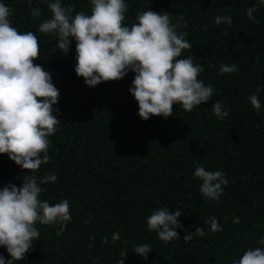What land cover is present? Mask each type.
I'll use <instances>...</instances> for the list:
<instances>
[{"label": "trees", "instance_id": "1", "mask_svg": "<svg viewBox=\"0 0 264 264\" xmlns=\"http://www.w3.org/2000/svg\"><path fill=\"white\" fill-rule=\"evenodd\" d=\"M48 0H32L41 16L30 15L28 0H0L10 9L9 20L20 32L32 31L40 43L34 61L51 74L60 92L54 110L60 123L49 137L50 162L33 173L43 178L54 173V183L40 199L50 204L68 200L71 220L62 235L59 225H40L33 248L16 264H117L127 247L124 264H233L249 248L261 247L264 238V5L248 19L246 9L258 0H126L125 25L136 22L137 12L169 13L178 31L187 33L192 56L205 71L198 79L214 89L211 100L185 112L173 105V116H153L144 121L130 94L135 73L93 88L75 72V40L67 55L58 48L57 37L40 33L39 25L51 18ZM91 14L90 0H61ZM231 16V25L215 24L216 16ZM226 33V34H225ZM259 60V62H257ZM221 64L236 65L238 71L220 74ZM208 65H214L209 68ZM259 87L261 109L255 110L249 96ZM220 101L229 115H213ZM198 166L224 173L228 184L219 202L207 200L194 178ZM30 173L7 155H0V190L9 184L22 186ZM173 214L180 210V239L163 242L150 231L146 218L158 208ZM216 217L222 231L212 233L205 219ZM239 217L240 222L234 223ZM86 221H88L86 223ZM194 226V227H193ZM205 228L203 237L184 242L187 232ZM119 233L120 241H112ZM104 237L107 244H102ZM124 241L127 242L125 245ZM148 244L147 259L132 251ZM0 255L11 259L6 248Z\"/></svg>", "mask_w": 264, "mask_h": 264}, {"label": "clouds", "instance_id": "2", "mask_svg": "<svg viewBox=\"0 0 264 264\" xmlns=\"http://www.w3.org/2000/svg\"><path fill=\"white\" fill-rule=\"evenodd\" d=\"M28 4L30 15L39 19L41 9L32 7V0H28ZM90 5L91 14L81 11L73 16V7L63 6L61 0H48L51 18L38 28L40 33L57 37V46L65 55L70 51L71 41L75 40V72L88 87L119 81L129 72L135 73L129 91L137 101L138 115L144 121L153 116L167 120L173 116V105L176 104L183 111L191 112L195 106L211 100L213 87L198 79L205 71L203 65L194 63L192 56L181 58L184 50L192 47L185 38L187 33L178 31L181 21L185 26L187 24L182 15L173 24L169 13L147 10L137 12L136 22L126 26L129 9L126 0H90ZM260 5H264V0H258L256 6L246 9L248 19L254 23L258 21L253 13ZM10 14V9L0 3V155H7L30 174L23 177L21 187L9 184L0 190V247L6 248L11 257L6 259L0 255V264H16L25 258L33 248V241L39 238L37 223L59 225V236L72 218L68 200L53 205L40 199L45 191L41 185L54 183L57 176L49 172L38 178L33 174L50 162L49 137L56 133L60 123L53 114L59 109L53 106L58 104L60 92L51 74L34 63L40 56L37 35L32 31H18L10 23ZM214 22L231 25L233 20L231 16L218 15ZM237 71L236 65L221 64L219 68L220 74ZM260 92L257 87L249 96L250 104L257 111L261 109ZM211 109L221 120L229 115L220 101H216ZM193 175L201 181L199 191L202 196L219 202L223 186L228 184L224 173L198 166ZM181 215L180 210L173 214L167 207L158 208L146 218V224L167 243L180 239L177 229H184L178 222ZM239 222L236 217L234 223ZM204 225L212 233L223 230L216 217L205 219ZM204 235L205 228H196L194 232H187L184 242ZM120 240L119 233L112 235L114 243ZM101 243L107 244L108 238L104 237ZM257 243L261 247L247 249L233 264H264V238ZM132 251L147 259L152 248L148 244H139ZM127 255L125 247L117 264H124Z\"/></svg>", "mask_w": 264, "mask_h": 264}]
</instances>
